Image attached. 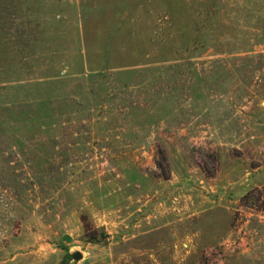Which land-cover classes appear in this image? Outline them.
<instances>
[{"label": "rangeland", "instance_id": "rangeland-1", "mask_svg": "<svg viewBox=\"0 0 264 264\" xmlns=\"http://www.w3.org/2000/svg\"><path fill=\"white\" fill-rule=\"evenodd\" d=\"M0 264H264V0H0Z\"/></svg>", "mask_w": 264, "mask_h": 264}, {"label": "water", "instance_id": "water-1", "mask_svg": "<svg viewBox=\"0 0 264 264\" xmlns=\"http://www.w3.org/2000/svg\"><path fill=\"white\" fill-rule=\"evenodd\" d=\"M71 257L74 260H79L82 257V254L79 251H75V252L71 253Z\"/></svg>", "mask_w": 264, "mask_h": 264}, {"label": "trees", "instance_id": "trees-1", "mask_svg": "<svg viewBox=\"0 0 264 264\" xmlns=\"http://www.w3.org/2000/svg\"><path fill=\"white\" fill-rule=\"evenodd\" d=\"M89 241H97L95 237L89 238Z\"/></svg>", "mask_w": 264, "mask_h": 264}]
</instances>
